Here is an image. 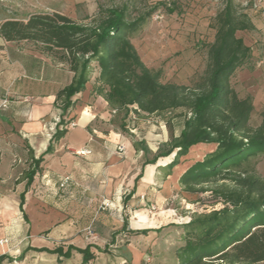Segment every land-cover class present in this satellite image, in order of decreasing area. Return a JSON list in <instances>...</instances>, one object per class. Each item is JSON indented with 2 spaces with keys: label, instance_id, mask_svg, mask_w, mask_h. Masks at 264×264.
Listing matches in <instances>:
<instances>
[{
  "label": "crops",
  "instance_id": "obj_1",
  "mask_svg": "<svg viewBox=\"0 0 264 264\" xmlns=\"http://www.w3.org/2000/svg\"><path fill=\"white\" fill-rule=\"evenodd\" d=\"M256 1L239 0L243 7L241 13L247 16L253 30L237 35L250 49L264 42V18L252 10ZM260 1L264 8V0ZM11 48L6 53L7 63L0 68V97L17 96L18 101L0 107V192L10 191L0 199V211L5 214L1 217L5 224L16 214L20 215L21 224L14 237L0 228V241L7 240L6 245L0 246V255L13 257L27 248L61 247L66 251L69 246L77 249L90 246L89 251L95 257L88 264H142L146 254L165 241L159 238L160 233L163 237L169 230L175 233L179 230V242L172 256L169 247L153 252L158 260L167 257L170 264H177L175 251L182 246V230L179 225H173L176 223H170L168 228L167 224L157 226L162 213L149 215L147 209L160 208L173 199L175 191H180L178 179L192 163L183 164L190 153L171 170L166 169L169 160L164 158L158 159L155 165H145V162L156 155L158 147L179 136L184 111L153 115L129 111L124 116L93 93L95 73L85 90L72 99L73 107L63 113L55 97L73 82L75 74L41 52ZM261 49L264 56V48ZM262 63L264 59L256 64ZM263 67L253 69L249 63L238 68L230 79L237 93L251 97V116L264 107ZM63 117L70 119L74 126L65 129L64 137L53 144L52 152L39 165L24 197L25 222L19 211L25 174L31 160L44 154ZM150 122L158 126L157 141L144 136L145 128L139 125ZM123 128L130 135H122ZM118 146L122 152H117ZM200 146L209 148L208 153L212 150L211 146ZM84 148L90 154L78 156L76 153ZM65 177L70 179L71 187L60 193L58 183ZM103 201L109 204L108 208H102ZM124 219L130 231H148L146 236L123 231ZM88 228L91 236L87 235ZM95 248L106 249V253ZM81 260L82 256L74 251L69 259H63L30 250L24 253L23 261L11 264H80Z\"/></svg>",
  "mask_w": 264,
  "mask_h": 264
},
{
  "label": "trees",
  "instance_id": "obj_2",
  "mask_svg": "<svg viewBox=\"0 0 264 264\" xmlns=\"http://www.w3.org/2000/svg\"><path fill=\"white\" fill-rule=\"evenodd\" d=\"M151 14L152 11L129 19L125 9L109 8L100 11L98 17L86 18L88 22H78L60 13H37L25 20L2 21L0 38L7 43L39 45L42 54L66 65L75 74L73 82L55 97L63 113L73 107L72 99L85 90L92 64L97 73L93 93L124 116L129 111L153 115L183 110L179 136L159 149L145 165H155L164 158L169 160L166 169L171 170L193 148L211 146V152L193 161L181 174L178 184L187 193L199 194L207 192L204 186L220 183L212 192L219 195L226 207L178 226L183 243L175 251L177 264H264V180L244 168L251 159L264 155V107L259 114L260 124L251 127L252 99L239 97L230 84L234 72L246 65L251 56L250 48L237 34L252 31L253 26L231 0H225L213 18V40L203 44L206 50L203 71L188 84H177L165 81L162 70L148 68L131 43V35ZM69 123L70 119L61 118L44 154L31 160L24 190L19 194V211L25 222V194L44 156L64 137L67 132L64 127ZM60 182V193L71 187L69 183L60 189ZM122 230L134 235L148 232L130 231L125 219ZM89 249L90 246L85 249L69 246L66 251L61 247L27 248L17 257L0 255V264L21 262L24 253L30 250L63 259H69L74 251L82 256L80 264H88L95 257ZM95 249L106 253V249Z\"/></svg>",
  "mask_w": 264,
  "mask_h": 264
},
{
  "label": "rangeland",
  "instance_id": "obj_3",
  "mask_svg": "<svg viewBox=\"0 0 264 264\" xmlns=\"http://www.w3.org/2000/svg\"><path fill=\"white\" fill-rule=\"evenodd\" d=\"M231 1L238 12L243 10L239 0ZM224 4L225 0H0V23L7 19L25 20L28 16L37 13H60L78 22H88L90 19L98 17L100 11L109 8L125 9L129 19H135L152 11L151 16L142 27L131 35V43L148 68L162 70L165 81L188 84L205 67L206 50L203 48V44L212 42L214 35V30L211 28L213 18L223 8ZM168 10H172V12H168ZM86 18L89 20H85ZM258 44L259 47L254 44L250 49V59L253 58L254 61L249 60L247 64L252 63L253 69L260 70L264 63L260 66H257L256 63L264 59L261 53L264 42ZM8 45H11L12 48ZM9 48L38 52L42 49L41 46L29 42L7 43L0 38V68H3V65L8 61L6 53ZM56 63L58 62L56 61ZM92 67L90 81L96 73L95 64H92ZM237 94L239 97H243L239 93ZM1 101H6V105H8L10 101L17 102L18 99L17 96L3 95L0 97V105ZM261 110L250 117L249 125L251 127L255 128L260 124L259 114ZM139 121L143 122L141 118ZM139 125L145 128L144 136L154 138L156 141L159 139L157 124L150 122L149 124L144 123L145 126L141 123ZM122 135L130 134L127 129L123 128ZM165 145L158 147V150L164 148ZM208 151L209 148L204 146L192 149L183 164L186 166V164L189 165V163L203 158ZM244 168L253 170L257 176L264 180V155L251 159ZM11 169L10 166L9 170ZM220 185L217 183L216 185L204 186L207 192L199 194L187 193L180 187V191H175L170 202L163 203L160 208L147 209V212L149 215L162 213L157 226L160 223L167 224L166 228L170 226V223L182 225L193 218L208 215L226 207L219 195L212 192V189H217ZM225 185L231 187L230 184ZM6 192H0V199L4 197ZM7 193L10 194V191ZM2 212L0 211V228L14 237L18 231L17 227L21 224L20 215L16 214L15 218H11L5 224L1 218L5 214ZM179 233V230L178 233L169 230L163 237H160L162 235L160 233L159 238H164L165 241H163L162 246L159 242L156 248H152L143 258L142 264H170L167 257L164 260H158L153 252L159 248L162 249V247L166 249L169 247L170 256H172L173 248L177 247L176 242H179Z\"/></svg>",
  "mask_w": 264,
  "mask_h": 264
},
{
  "label": "built area",
  "instance_id": "obj_4",
  "mask_svg": "<svg viewBox=\"0 0 264 264\" xmlns=\"http://www.w3.org/2000/svg\"><path fill=\"white\" fill-rule=\"evenodd\" d=\"M252 10L257 12V13H260V15L262 16V18H264V8L261 6V1L260 0H257L256 2H254V4L252 5ZM6 106V101H2L1 102V105L0 107H5ZM112 114H115L116 112L115 111H112L111 112ZM74 126V123H69L66 127H64L65 129H67L68 127H73ZM118 152H122V148L118 146L117 148ZM78 156H87L90 154V150L88 149H82L81 151H79L78 153H76ZM70 183V179L68 177H65V178H62L61 179V182L59 184V188L62 189L64 188L66 185H68ZM143 198L141 197V200ZM101 206L102 208L106 209L109 207V204L107 202H102L101 203ZM151 210H153L154 208L153 207H150ZM87 235L88 236H91L92 234V231L90 228L87 229ZM7 244V240H1L0 241V246H3V245H6Z\"/></svg>",
  "mask_w": 264,
  "mask_h": 264
},
{
  "label": "bare ground",
  "instance_id": "obj_5",
  "mask_svg": "<svg viewBox=\"0 0 264 264\" xmlns=\"http://www.w3.org/2000/svg\"><path fill=\"white\" fill-rule=\"evenodd\" d=\"M152 171H153V170H152ZM8 210L10 211V209H8ZM12 211H13V210H12ZM6 213H7V212H6ZM9 214H10V213H9ZM9 214H8V215H9ZM8 215H6V216H8ZM153 215H154V214H153ZM30 255H31V254H30ZM35 255H36V254H35Z\"/></svg>",
  "mask_w": 264,
  "mask_h": 264
}]
</instances>
